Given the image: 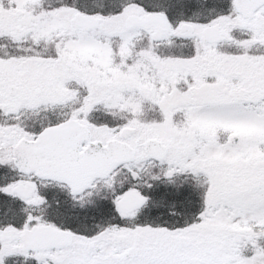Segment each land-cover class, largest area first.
<instances>
[{
    "label": "snow or ice",
    "instance_id": "snow-or-ice-1",
    "mask_svg": "<svg viewBox=\"0 0 264 264\" xmlns=\"http://www.w3.org/2000/svg\"><path fill=\"white\" fill-rule=\"evenodd\" d=\"M0 264H264V0H0Z\"/></svg>",
    "mask_w": 264,
    "mask_h": 264
}]
</instances>
